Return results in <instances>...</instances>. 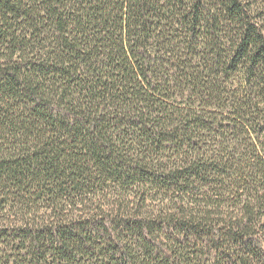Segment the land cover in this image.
<instances>
[{"label": "trees", "instance_id": "trees-1", "mask_svg": "<svg viewBox=\"0 0 264 264\" xmlns=\"http://www.w3.org/2000/svg\"><path fill=\"white\" fill-rule=\"evenodd\" d=\"M0 264H264V0H0Z\"/></svg>", "mask_w": 264, "mask_h": 264}]
</instances>
